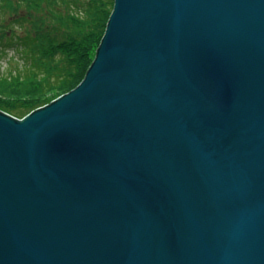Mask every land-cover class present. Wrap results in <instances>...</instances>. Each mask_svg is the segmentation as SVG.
Here are the masks:
<instances>
[{
  "label": "water",
  "instance_id": "water-1",
  "mask_svg": "<svg viewBox=\"0 0 264 264\" xmlns=\"http://www.w3.org/2000/svg\"><path fill=\"white\" fill-rule=\"evenodd\" d=\"M0 264H264V0H113L74 89L0 111Z\"/></svg>",
  "mask_w": 264,
  "mask_h": 264
},
{
  "label": "trees",
  "instance_id": "trees-1",
  "mask_svg": "<svg viewBox=\"0 0 264 264\" xmlns=\"http://www.w3.org/2000/svg\"><path fill=\"white\" fill-rule=\"evenodd\" d=\"M113 0H0V111L17 119L74 89L91 66ZM7 15V17H6Z\"/></svg>",
  "mask_w": 264,
  "mask_h": 264
},
{
  "label": "rangeland",
  "instance_id": "rangeland-1",
  "mask_svg": "<svg viewBox=\"0 0 264 264\" xmlns=\"http://www.w3.org/2000/svg\"><path fill=\"white\" fill-rule=\"evenodd\" d=\"M20 65L21 61L17 58V56H13L12 52L9 49L7 53L2 54L0 52V66L3 72L13 70Z\"/></svg>",
  "mask_w": 264,
  "mask_h": 264
}]
</instances>
